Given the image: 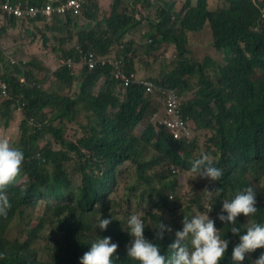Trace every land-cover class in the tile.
I'll return each instance as SVG.
<instances>
[{"label": "trees", "instance_id": "16d2710c", "mask_svg": "<svg viewBox=\"0 0 264 264\" xmlns=\"http://www.w3.org/2000/svg\"><path fill=\"white\" fill-rule=\"evenodd\" d=\"M27 1L33 5L43 2ZM210 1L197 0L193 5L189 0L182 9L156 12L158 22L150 21L151 32L144 48V56L152 62L155 84L174 88L182 97L192 93L184 100L183 113L191 129L211 133L207 139L209 146L203 152H198L195 142L176 140L161 126L147 124L143 131H138L149 113L150 96L140 86L133 85L120 97L115 93L118 82L108 70L82 68L75 98L45 91L33 76L31 62L23 70L14 67L15 76H5L11 93L22 97L20 100L27 105L19 126V147L24 152L21 171L3 190L11 207L6 217H0V264H79L78 258L98 236H110L117 242L115 264H134L125 255L129 236L124 224L128 215L120 214V219L116 212L120 203L113 205L110 199L116 184L115 171L124 163L137 166L139 177L152 187L158 198L156 205L162 214L149 211L145 236L153 239L157 220L171 226L172 231L166 232L163 240H154L165 254L170 252L167 245L173 240L181 217L176 213L181 207L180 200L171 201L168 196L177 186L170 179L169 165L186 166L208 154L224 170L216 182L219 196L213 201L214 206L251 185L258 201L257 213L249 217L238 215L237 225L243 230L254 221H264V19H261L264 0H226L228 5L216 10L209 9ZM52 21L59 26L57 32L67 34V39L71 33L65 28L78 29L77 45L84 51L106 55L112 46L122 45L121 55L129 69H133L132 58L137 49L132 41H124V37L139 21L127 14L121 0H112L104 18L91 29L77 27V22L69 17L64 20L54 17ZM207 26L210 43L203 46L206 37L200 40L196 35ZM170 45L175 48L174 58L166 60L164 53ZM73 75L66 68L53 74L65 87L72 86ZM100 77L105 80L95 95L94 87ZM14 104L0 98V126L8 124V109ZM78 107L88 113L89 126L76 141L67 142L63 129L53 126V122L64 119L70 122L73 117L69 110ZM47 115H50L48 120ZM29 117L47 124L31 129L27 126ZM48 133L61 149L52 148L45 139ZM69 153L83 160L81 185L77 188L72 186L64 168V163L70 160ZM155 155H159L158 159L146 160ZM163 161L169 163L165 171L160 176L152 175L156 164ZM22 178H25L23 184H17ZM154 180L160 185L157 189ZM15 215L29 220L22 240H11L8 236ZM99 216L113 218L105 230L95 227ZM216 225L221 229L220 234L230 241L220 264H232L231 247L238 241V235L227 231L229 225L219 220ZM44 237L51 242L46 250L48 260L40 259L34 249ZM261 251L264 248L246 255L241 264H254Z\"/></svg>", "mask_w": 264, "mask_h": 264}, {"label": "clouds", "instance_id": "9594fccd", "mask_svg": "<svg viewBox=\"0 0 264 264\" xmlns=\"http://www.w3.org/2000/svg\"><path fill=\"white\" fill-rule=\"evenodd\" d=\"M12 1L22 2V3L27 2L29 5H33L30 4L27 0H12ZM48 1H52L54 5H57L59 2H65L66 0H43L42 3L33 6H42L48 3ZM216 1L217 0H213V2L212 3L210 2L209 4L214 5ZM196 3H192V4L196 5ZM89 5L90 7L92 6V0H87V2L83 5L81 13L79 15H73L71 13H66L64 15L53 13L50 16L37 15L36 17L28 20L16 19L12 17L10 20L6 22V24L3 23L2 20L0 19V25H3L0 27V29L3 30L2 27L5 28H11V27L20 28L23 26L26 27V26H30L32 23L41 22V21H51L50 24H52L54 23V21H52L54 17H59L63 20L65 17H69L71 20L77 22V27H78L79 20L82 21L84 19L86 11L90 8ZM184 6H181L179 9H182ZM167 8H170L171 10L174 9L173 5ZM218 8H222V7H212V8L209 7L210 10H216ZM175 10L177 9H174L173 11ZM129 15L133 16V18L139 21V23L140 21L146 20L149 28H150V21L153 20L155 24L156 22H158L156 16H154L153 18L147 17L146 12L145 10H143V8H139L136 15L135 14L134 15L129 14ZM261 19H264V6L261 8ZM0 34H2V31L0 32ZM61 35L64 36L62 41L68 40L66 38L67 34H61ZM148 35L150 36V33ZM122 48H123L122 45L120 46L114 45L110 48L111 52L106 55H99L93 51H84L79 46H76L73 50H69L68 52H65L72 54L70 56L67 55L64 58H61L57 62V68L58 69L66 68L70 72H72V74H74L73 75L74 82L71 87L76 86L77 92L74 94L65 95L64 97L75 98L78 95L80 80H81L80 73L82 68H86L88 71H93L95 69L108 70L110 76L118 82L117 90L115 91L116 94H118L120 97L123 96L125 90L133 85L140 86L141 88H143L144 94L148 97L150 96V99L155 98L157 101H159L160 104H162L164 111L162 117H158L156 114H153L154 116L150 124H153L155 126H161L163 127L164 132L173 136L174 139L185 141L188 144H190L193 129H191V127L189 126L188 119L185 117L183 113L184 98L177 93L181 98V102H182L181 113L187 126V132L185 133V135L181 137H175L174 133H172L164 124L160 123V120H164L167 118L166 107L164 105L163 100H161V98L158 97L157 93H148L146 91V88L142 84H139L137 82L150 81L157 88H171V87L158 86L153 82V80H151V78L138 77L137 73L134 71L135 68H133L132 70L129 69L125 58L121 55L120 50ZM85 53H92L100 58L112 57L115 59L122 60L125 66V71L127 73H133L137 82L130 84L127 87H124L121 81L114 76L112 72V68L110 66H103V67L96 66L93 69H89L86 65L80 63V57L82 54ZM133 57H135V55H133ZM3 58L6 61L5 67H10L12 69L14 67H17L23 70L24 64L20 63L19 60L9 58L7 54H3ZM67 60H71V65L62 64ZM0 64L2 66L3 79L7 83L5 76L8 74L10 76H15V74L12 73V70L11 71L6 70L2 62ZM76 68H79V71H75ZM56 71L52 72V74H50L51 73L50 71L48 79L52 81H56L59 84L63 85L53 76V74ZM75 73H77V75H75ZM99 79H103V82L105 80L103 77H100ZM20 81L21 82L24 81V78L22 76L20 77ZM37 82L40 84V86L43 89L44 87H46L42 81H37ZM64 87H63L64 92H67V90ZM71 87H66V88H68L69 90V88ZM100 89L101 87L94 89L95 95L99 93ZM46 91H50V90H47L46 88ZM9 93L12 97L11 100H7L3 98L1 97V95L0 98L6 101H14L15 104L11 105V108H14V106H16L17 109L15 111L23 115L25 112L27 102L21 101L20 99L22 97L14 96L11 93L10 87H9ZM22 104H24L23 107ZM150 105L151 103L149 104V107ZM80 109L82 108L78 107L75 110L78 111ZM28 123H31L38 128H42L44 124H47V121L40 122L35 117H29L27 118V124ZM206 149H203L202 151H198V152H203ZM23 160H24V152L21 147L11 144L9 140L6 138H0V217H6L11 207V202L9 198L4 194L3 190L10 183L14 181L16 176L21 171V165ZM177 166L178 165H171V166L169 165L168 167V172L171 171L172 174L170 179L175 180V182L177 183L175 191L168 192L169 200L171 201L180 200L181 202V207L176 211V213H178L179 216L181 215L179 221L177 222L178 229L174 231V238L171 241V243L167 245L170 252L168 254H165V252H163L161 249L160 243L154 242V240L156 241L163 240L165 233L172 231L171 226L165 224L161 220H157L156 225L154 227L155 235L153 239H149L144 234L146 227V223H145L146 217L149 214V211L145 215L143 211H140L139 213L128 215L127 220L124 224V230H126L129 236V241L125 245V255L127 258L133 261L134 264H220V262L226 256V252L229 247L230 241L229 239L224 238V235L222 236L220 234L221 229L216 225V222L218 220L223 222L224 225H229L227 231H231V233H233L234 235H238V241L235 244H233L231 247L229 258L232 261V264H241V262L245 260L246 255L254 252L258 248H264V221L261 222L254 221L248 224L246 228H244L243 230L240 226L237 225L236 222V218L240 214H243L244 217L245 216L249 217L251 214L257 213L258 209L256 206L258 204V201H256V193L251 185L244 187L242 190L236 191L231 198L224 199L221 202V204L214 206L213 201L217 199L219 196V193L217 191L218 183L216 182L224 175V170L221 167H217L206 153L199 156V158L193 159L191 162H188V164L185 167L190 166V172L194 174L192 178L199 176L202 179L204 178L208 179V182L204 187L205 189L204 192L200 195H197V192L194 190H183L182 188H180L179 180L174 175L179 173V168ZM135 177L137 180L142 181L146 185H148L150 196L152 195L153 197V193L151 191L152 187H150L148 183H146L143 179L139 177L137 171H135ZM24 180L25 178L19 179L17 181V184L19 183L23 184ZM159 187L160 185L158 186V188ZM208 193L210 195L209 202L203 208L201 204L202 205L204 204V197ZM185 199L192 200L191 204L187 205ZM157 201L158 198L156 197L154 208L157 210L155 211V213L162 214V212L159 211V208L156 205ZM195 203L200 207V209H204V210H199L195 214L190 212L184 214L186 211H189L191 207H194ZM262 203L264 204V200L262 201ZM112 219L113 218L111 216L105 217L103 219H101L99 216L95 227L96 228L98 227L100 230H105L107 226L111 223ZM180 222H181V227L179 228ZM117 247H118L117 242L112 241V238L110 236H103V237L98 236L97 239L91 242L89 249L78 258L79 264H115L114 253ZM254 264H264V251L260 252L259 256L255 259Z\"/></svg>", "mask_w": 264, "mask_h": 264}, {"label": "rangeland", "instance_id": "374dc122", "mask_svg": "<svg viewBox=\"0 0 264 264\" xmlns=\"http://www.w3.org/2000/svg\"><path fill=\"white\" fill-rule=\"evenodd\" d=\"M228 5V2L226 0H217L213 7H226ZM51 21H41V23H32L30 26L26 27H11V28H5L2 27L3 30L0 29V32L3 31L2 34H0V42L1 37L5 32H8L9 36L19 37V40L28 39L31 40V42L34 41L35 38H37L38 34L40 35H46L47 33H50L47 29V24H50ZM3 25H0V27ZM6 29V30H4ZM209 31V26L206 27V29L199 34L196 35V37L200 40L204 39L202 44L203 46H206L210 43L209 37L210 35H207V32ZM141 36H143V33H140ZM33 37V39H31ZM63 39V38H62ZM59 39V40H62ZM148 37L143 38L141 41V44L139 45L136 56L138 60V70H145L147 74H142L141 77H147L151 78L153 80L154 72L152 70L151 64L146 60V56H144V48L146 46V42L148 41ZM36 41V40H35ZM39 41V40H38ZM17 42V39H16ZM48 42V39L47 41ZM198 44V42H197ZM49 45H44V48L40 50L39 56L42 58V60H52L57 64V62L64 58V54L67 51L61 50L60 52H52L50 49H48ZM74 48V47H71ZM199 53V52H198ZM3 54H7L9 58L11 59H17L20 63H23L24 65L28 62L32 63L33 67V76L37 81H42L44 85L46 86L47 90H50L52 93H58L60 96L70 95L77 92V87H71L67 92H64V89L61 84H59L56 81L49 80V72L50 70L43 66V61H39L38 57H33L29 54H17V53H7V49L5 48V45L0 43V63L2 62L4 65V68L6 70L11 71L12 68L5 67L6 61L3 58ZM203 54V53H202ZM164 58L166 60H172L174 58L173 50L170 49V47L167 48L166 52L164 53ZM25 60L26 62H23ZM137 69L135 68L134 71L137 73ZM79 71V70H75ZM156 75V74H155ZM191 92L185 94L183 96L184 100L189 98L191 96ZM151 103V107L149 110V114L145 117V119L140 124L138 130L143 131L145 126L147 124H150L153 114H156L158 117L163 116V107L162 104H160L159 101H157L155 98H152L149 100ZM72 119L70 122L66 119L64 120H55L53 122V126H56L60 129H63V136L65 137V140L67 142L69 141H76L79 137L84 135L86 133V127L89 126V123L86 120V117L88 115L87 112L83 109L80 110H69ZM47 120L50 118V115L46 116ZM8 119L9 122L7 125L0 126V138H6L9 140V142L15 146H19L20 142V122L23 119V115L15 111L14 109L9 108L8 109ZM3 123L1 118V124ZM30 128H35L31 123L27 124ZM210 132L203 131L198 133V131L193 130L191 142H195L198 144V151H202L203 149H206L208 147V137L210 136ZM45 139L51 143L52 148L57 150L61 149L59 144H57L54 139L50 136V134L45 135ZM70 160L68 162L64 163V168L66 170V173L68 175V178L70 179L72 186L74 188H77L81 185L82 180V174L80 171V166L83 160L79 159L77 156H75L72 153H69ZM159 155H155L153 158H148L147 160L152 161V159H158ZM157 167L155 169V173L152 172L151 174H155L156 176H160L164 171L167 165L169 163L163 161L156 164ZM179 168V173L174 174L176 178L179 180L180 188L183 190H194L197 192V195H200L204 192V187L206 183L208 182L207 178H200L199 176L192 178L194 174L190 172V166L185 167L182 165L177 166ZM137 166L132 164L124 163L122 166L118 167L115 171V181L116 184L112 190V193L110 195L111 203L115 205L117 202L120 203V206L117 207L116 212L119 213V218L121 219V215H130L134 213H139L140 211H143L144 215L150 211V210H157L154 208L155 202H156V194H153V197L150 198V191L148 189V185H146L144 182L139 181L135 177V171ZM154 188L157 189L159 184L157 181H153ZM209 193L204 197V204L201 206H206V204L209 202ZM186 200V199H185ZM192 200H186L187 205L191 204ZM202 202V201H201ZM194 207H191L189 211L187 212L195 214L200 209V207L195 203ZM121 214V215H120ZM145 217V216H144ZM180 219V218H179ZM178 219V221H179ZM29 220L23 219L22 216L15 215L13 219L11 220L9 227H8V236L11 240H22L24 239L26 235V224ZM177 221V222H178ZM51 242L47 240L46 237L42 238L36 246H34V249L38 252V257L40 259L48 260L49 256L46 252V250L50 247Z\"/></svg>", "mask_w": 264, "mask_h": 264}, {"label": "crops", "instance_id": "0c3cea01", "mask_svg": "<svg viewBox=\"0 0 264 264\" xmlns=\"http://www.w3.org/2000/svg\"><path fill=\"white\" fill-rule=\"evenodd\" d=\"M189 0H121L123 9L128 13L132 15H136L139 8H143L146 12V16L153 18L156 16V12L160 11L161 9H166L167 7L173 5L174 9H179L181 6H184L185 3L187 4ZM197 0H192V3H196ZM211 3L213 0L210 1ZM112 0H93L92 6L86 11L84 19L82 21L79 20L78 27H85V28H94L97 24H99L104 18V12L108 10V7L111 6ZM209 7L212 8L213 4H209ZM97 9V12H94ZM173 9V10H174ZM41 23V22H36ZM47 29L50 33H47L46 35H40L38 34L37 38L34 39L33 42L28 39L19 40V37L9 36L8 32H5L1 37V44L5 45V48L7 49V53H17V54H29L33 57H38L37 59L39 61H43L44 67L49 69L52 72L56 71L57 64L53 62L52 60H42V58L39 56L40 50L44 48V45H49L48 49H50L52 52H60L61 50L69 51L73 50L77 45V37L76 32L77 29H72L71 26L65 28V31H69L71 33L72 38L68 39L66 41H62L59 39H62L64 36L57 32V29L59 28L58 25L52 23L47 24ZM3 33V31H2ZM140 33H143L141 36ZM150 33V28L145 21H140V23L135 26L132 30L128 32V34L125 35L124 41H132L134 43V48L138 49L139 45L141 44V40L143 38L149 37L148 34ZM55 34V37H54ZM17 39V42H16ZM33 39V37L31 38ZM48 39V42H46ZM36 40V41H35ZM39 40V41H38ZM74 47V48H71ZM170 49L173 50V54H175V48L173 45L169 46ZM167 50V49H166ZM146 60H148L146 58ZM26 62L25 60H23ZM150 64H152L151 61L148 60ZM138 67V60L137 56L135 54V57H133V68L137 69ZM76 70H79V68H76ZM137 75L141 78L142 74H147L145 70L141 71L137 69ZM77 75V73H75ZM81 83V80H80ZM103 84V79H99L96 83L95 88L101 87ZM67 91L68 88L64 87ZM94 88V89H95ZM44 90L46 91V87H44ZM151 107V105H150Z\"/></svg>", "mask_w": 264, "mask_h": 264}, {"label": "built area", "instance_id": "2783aa9c", "mask_svg": "<svg viewBox=\"0 0 264 264\" xmlns=\"http://www.w3.org/2000/svg\"><path fill=\"white\" fill-rule=\"evenodd\" d=\"M87 0H66L65 2H59L54 5L52 1L42 6L29 5L27 2H13L12 0H0V19L6 24L12 17L16 19L28 20L36 17L37 15L50 16L53 13L64 15L71 13L73 15H79L81 13L83 5ZM80 63L86 65L89 69H93L96 66H110L114 76L121 81L124 87L133 84L136 81L133 73H127L122 60L112 57H97L92 53L82 54L80 57ZM62 64L71 65V60H67ZM148 93H157L158 97L163 100L166 107L167 118L160 120L161 124H164L175 137H181L187 132V126L181 113V98L177 94L175 89L172 88H157L150 81H139ZM0 95L1 97L11 100L12 97L9 93L8 84L3 79L2 66L0 64ZM24 104H22L23 107Z\"/></svg>", "mask_w": 264, "mask_h": 264}]
</instances>
